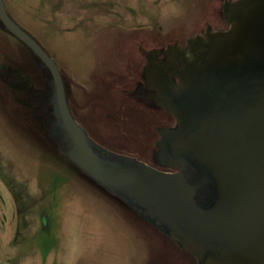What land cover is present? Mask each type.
<instances>
[{"label":"rangeland","instance_id":"obj_1","mask_svg":"<svg viewBox=\"0 0 264 264\" xmlns=\"http://www.w3.org/2000/svg\"><path fill=\"white\" fill-rule=\"evenodd\" d=\"M3 2L56 63L91 136H105L113 151L134 156L147 149L149 130L117 108L112 80L123 78L134 44L147 50L183 42L208 19L214 0ZM1 66L36 72L27 49L0 29ZM98 92L120 120L114 128L91 104L90 93ZM28 112L0 90V264H197L65 161ZM147 121L154 129L164 125ZM157 138L152 131L151 143Z\"/></svg>","mask_w":264,"mask_h":264},{"label":"water","instance_id":"obj_2","mask_svg":"<svg viewBox=\"0 0 264 264\" xmlns=\"http://www.w3.org/2000/svg\"><path fill=\"white\" fill-rule=\"evenodd\" d=\"M225 17L228 31L190 38L145 69L155 104L177 122L159 130L156 161L174 170L164 172L89 138L56 63L0 0L3 30L52 75L40 108L55 106L44 131L58 154L197 264H264V0H239Z\"/></svg>","mask_w":264,"mask_h":264},{"label":"flooded vegetation","instance_id":"obj_3","mask_svg":"<svg viewBox=\"0 0 264 264\" xmlns=\"http://www.w3.org/2000/svg\"><path fill=\"white\" fill-rule=\"evenodd\" d=\"M239 0H214V3L212 5V9L209 12L208 19L204 22V24L197 30L193 35L188 37L183 42L177 41L174 43H170L169 45H163L162 47L156 46L150 49H144L142 47V42L140 44L136 43L134 44L133 51H134V57L129 62V64L126 66V69H124V75L121 79H114L109 80L107 78V81L110 83L111 86L114 87L113 91L115 93V96H119L121 101L119 104H117V108H121L120 106H123L119 109L121 111L129 110L130 113H132L135 117L140 118L143 120V123L145 127H147L146 132L148 136V143L147 149H144L141 151L139 149L138 152L134 153L131 152L134 156H128L126 154H121L124 151H120L118 154L117 152L113 151L110 146H114V144H111L112 141H110L109 138L104 139L102 137V140H98L91 136L89 131V126L87 127L79 118H81L79 115H76L75 108L73 105V96L70 90V86L67 84V81L63 77L64 85H65V91L66 96L68 100V104L71 110V113L75 120L85 129L87 132L89 138L95 142L96 144L100 145L101 147L113 151V153L121 156H127L133 159H136L138 161L144 162L145 164L156 168L158 170L164 171V172H174V170H169L162 168L158 165L155 153L157 151L156 143L159 141L160 129H174L177 126V122L174 118V116L169 113L168 111L158 107L153 98L151 97L153 91L149 88L150 81L147 79L145 69L148 66L149 62L156 63L157 65L161 62L166 63L168 58L171 55V52L173 48L177 47H185L187 46V41L190 38L194 37H202L206 38L207 33L213 32H225L228 31L230 26L228 25L225 17V10L226 6L230 4H234ZM0 29L7 34L8 36L15 39L13 36L8 34L3 30V26L0 23ZM16 40V39H15ZM138 42V41H137ZM138 44V45H137ZM30 57L34 61L35 64V76H31L27 74L26 72H17L16 70H8V71H2L0 70V87H4V90H1V92H6L10 97L11 100L15 102V95L16 93L19 94L24 99H20L22 103L19 101V97H17V101L24 106L26 110H28V115L31 119H38V121L41 123V125L45 128V130H48L49 126L51 124H55L57 122V118L54 116V104L52 100H50L45 107L43 108L44 112L41 110L40 106L43 102L42 97H48L51 91L54 90L55 86L53 83V78L46 66H44L43 62L37 58V56L31 54L29 50H27ZM2 68V66L0 67ZM91 81V79H90ZM177 82V80H176ZM95 87V84H93ZM126 87V88H125ZM117 88L118 90H116ZM119 92V93H118ZM94 93V92H91ZM90 93V99H92L91 104L95 103L98 107L101 106L102 113H100V116L102 119L108 120L111 127H115L117 123L120 122L118 116L116 113H113L112 107L107 105L100 96V92H98V96H93ZM100 94V95H99ZM91 105V106H92ZM134 110V111H133ZM118 112V110H117ZM159 120L160 122L164 124L161 127L153 128V125L150 121L147 120ZM89 120H93L91 118H88ZM94 121V120H93ZM94 124H96L94 122ZM151 124V125H150ZM150 125V126H149ZM89 128V129H88ZM152 131L157 133V141L152 140ZM98 135V134H97ZM108 141V142H106ZM144 152V153H142ZM136 154L140 156L137 157ZM145 155V156H144ZM180 251L184 252L180 249ZM186 255H188L190 258L195 260L191 255L184 252ZM196 261V260H195ZM197 263V262H196Z\"/></svg>","mask_w":264,"mask_h":264}]
</instances>
